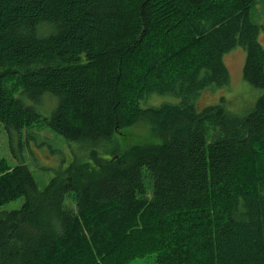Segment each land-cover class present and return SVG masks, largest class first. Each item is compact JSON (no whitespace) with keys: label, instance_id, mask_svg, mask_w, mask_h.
<instances>
[{"label":"trees","instance_id":"16d2710c","mask_svg":"<svg viewBox=\"0 0 264 264\" xmlns=\"http://www.w3.org/2000/svg\"><path fill=\"white\" fill-rule=\"evenodd\" d=\"M256 1L0 0V121L19 159L0 158V205L24 197L0 211V264H264ZM236 45L260 95L242 116L224 97L197 110ZM43 93L49 115L29 101ZM152 94L176 101L143 106ZM139 123L154 140L123 144ZM44 128L89 150L40 186L24 142Z\"/></svg>","mask_w":264,"mask_h":264},{"label":"rangeland","instance_id":"374dc122","mask_svg":"<svg viewBox=\"0 0 264 264\" xmlns=\"http://www.w3.org/2000/svg\"><path fill=\"white\" fill-rule=\"evenodd\" d=\"M248 15L253 23L259 25L258 39L264 46V0H257L251 6ZM223 55L226 68L229 70V82L226 85L202 91L196 99V109L199 110L206 105L214 104L220 97H224L223 105L229 115L242 116L252 108L261 93V89L243 78L242 69L245 60V50L242 46L236 45ZM50 95L51 93H43L36 101L29 100L41 115H49L57 105L56 96L52 94L54 99ZM162 101H176V99L170 94H152L142 101V105L159 104ZM41 132L43 133L42 135ZM41 132L37 140L29 138L28 142H26L24 138V147H29L31 150L30 154L28 151L26 162L39 185L43 186L57 170L64 168L73 158L86 156L89 146L70 142L48 128H44ZM155 136V133L148 126L144 123H139L123 129L120 137L122 143H126L130 147L133 144L152 141ZM17 140L16 138L14 141L15 146H18ZM103 149L102 147L101 150ZM0 158H5L10 165H14L19 161L18 157L13 154L7 130L1 121ZM23 200V196H18L16 199L7 201L0 205V211L19 208ZM132 264H153V259L151 256H144L136 258Z\"/></svg>","mask_w":264,"mask_h":264}]
</instances>
